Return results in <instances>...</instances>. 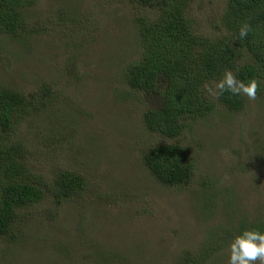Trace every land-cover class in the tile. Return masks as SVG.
Masks as SVG:
<instances>
[{
	"label": "rangeland",
	"instance_id": "1",
	"mask_svg": "<svg viewBox=\"0 0 264 264\" xmlns=\"http://www.w3.org/2000/svg\"><path fill=\"white\" fill-rule=\"evenodd\" d=\"M225 4L193 0L186 12L191 32L216 36ZM30 10L41 26L49 19L56 25L2 40L0 85L37 103L49 92L55 102L17 117L12 141L22 144L33 175L69 171L86 185L59 204L47 197L20 210L11 233L0 236V264H188L182 258L213 243L227 225L264 220V80L255 100L242 95L239 112L217 100L223 77L203 82L214 110L176 140L194 162L193 183L164 186L143 165L149 147L172 143L144 126V113L160 99L130 88L125 78L139 56L133 18L153 21L157 5L38 0ZM197 176L216 182L220 205L215 197L205 201L210 196ZM230 242L205 264H228Z\"/></svg>",
	"mask_w": 264,
	"mask_h": 264
},
{
	"label": "trees",
	"instance_id": "2",
	"mask_svg": "<svg viewBox=\"0 0 264 264\" xmlns=\"http://www.w3.org/2000/svg\"><path fill=\"white\" fill-rule=\"evenodd\" d=\"M192 1L137 0L142 6L157 5L158 14L153 21L143 15L133 18L139 56L125 71L130 88L160 99L158 108L144 113V126L151 133L171 139L172 143L149 147L143 165L159 183L170 187L193 183L194 162L185 145L176 140L195 120L214 110L213 101L200 89L203 82L219 80L225 71H231L245 83L256 78L260 85L264 80V0H226L219 23L214 26L217 35L212 37L191 32L186 12ZM37 2L0 0V56L4 49L3 39L31 38L56 25L49 19L47 25L41 26L42 20L31 18L30 9ZM245 23L250 31L241 38L239 29ZM44 92L43 96L49 100L34 97L39 101L37 103L23 92L0 85V236L11 233L20 210L39 204L47 197L59 204L78 195L86 185L81 176L69 171L59 172L46 180L33 175L24 163L22 144L12 141L17 132V117L35 113L42 106L55 102L51 93L45 96ZM217 100L233 112L242 111L245 102L242 94L227 91L220 94L218 89ZM262 153L263 161L264 150ZM196 178L201 179L200 176ZM215 183L204 177L201 185L210 196L205 201L210 199L212 203L215 197L220 205L221 194ZM199 193L195 191L196 196ZM233 225H227L222 233H214L213 243L206 241L198 253L191 259L182 258L183 261L205 264L212 252L228 244L243 230L264 232V220L251 225L240 220Z\"/></svg>",
	"mask_w": 264,
	"mask_h": 264
},
{
	"label": "clouds",
	"instance_id": "3",
	"mask_svg": "<svg viewBox=\"0 0 264 264\" xmlns=\"http://www.w3.org/2000/svg\"><path fill=\"white\" fill-rule=\"evenodd\" d=\"M249 31L250 27L245 23L239 29V36L244 38ZM258 86L259 82L256 78H251L245 83L243 80H238L231 71H225L223 79L216 82L220 94L226 91L234 95L242 94L249 100L256 99ZM257 261L259 264H264V232L245 229L229 244L228 264H256Z\"/></svg>",
	"mask_w": 264,
	"mask_h": 264
}]
</instances>
